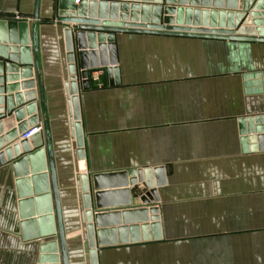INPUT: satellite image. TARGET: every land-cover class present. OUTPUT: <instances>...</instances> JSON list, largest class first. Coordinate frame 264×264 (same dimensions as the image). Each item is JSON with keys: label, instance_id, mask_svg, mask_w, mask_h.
Segmentation results:
<instances>
[{"label": "crops", "instance_id": "obj_1", "mask_svg": "<svg viewBox=\"0 0 264 264\" xmlns=\"http://www.w3.org/2000/svg\"><path fill=\"white\" fill-rule=\"evenodd\" d=\"M34 7L35 0H0V18L26 19L30 34ZM63 26L54 0H38L32 57L40 88L34 69L32 79L39 122H47L50 132L68 264H89L64 92ZM115 37L118 83L106 68L91 69L90 87L80 92L86 164L91 172L162 166L165 184L157 188V205L163 237L103 249L100 264H264V151L241 153L237 125L242 116L264 115V43ZM5 75L2 69L0 97ZM143 191L131 192L132 205H140ZM125 220L120 216L122 226ZM19 224L13 178L4 166L0 264L36 263L38 243L23 240Z\"/></svg>", "mask_w": 264, "mask_h": 264}, {"label": "water", "instance_id": "obj_2", "mask_svg": "<svg viewBox=\"0 0 264 264\" xmlns=\"http://www.w3.org/2000/svg\"><path fill=\"white\" fill-rule=\"evenodd\" d=\"M54 7L56 21L66 25L64 92L89 264H100L103 249L162 240L157 188L165 184V176L162 166L88 171L80 92L90 87V70L106 68L118 83L116 33L264 43V0H54ZM31 19L29 34L26 19L0 18V73L3 69L6 74L5 96L0 97V168L8 166L11 171L22 239L38 243L35 264H68L50 132L47 122H39L32 79L34 69L40 88L39 68L32 57L37 52L38 0ZM18 79L27 80L19 86L25 91L21 94L18 85L11 84ZM39 124L41 132L20 138ZM237 125L241 153L264 151V115L242 116ZM136 187L144 190L140 205H132ZM120 216L128 220L123 226Z\"/></svg>", "mask_w": 264, "mask_h": 264}, {"label": "built area", "instance_id": "obj_3", "mask_svg": "<svg viewBox=\"0 0 264 264\" xmlns=\"http://www.w3.org/2000/svg\"><path fill=\"white\" fill-rule=\"evenodd\" d=\"M43 130V126L42 125H37V126H34V127H31L28 129V131L24 134H22L20 136L21 139H27L29 138L31 135L35 134L36 132H41Z\"/></svg>", "mask_w": 264, "mask_h": 264}]
</instances>
